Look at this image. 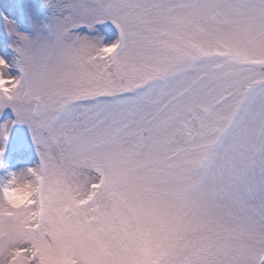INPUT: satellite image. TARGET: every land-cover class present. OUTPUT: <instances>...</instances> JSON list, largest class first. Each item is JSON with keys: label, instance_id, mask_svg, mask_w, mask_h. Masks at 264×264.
<instances>
[{"label": "snow or ice", "instance_id": "6c2138e0", "mask_svg": "<svg viewBox=\"0 0 264 264\" xmlns=\"http://www.w3.org/2000/svg\"><path fill=\"white\" fill-rule=\"evenodd\" d=\"M26 19L5 17L0 141L28 126L38 187L0 198V264H264V0H35Z\"/></svg>", "mask_w": 264, "mask_h": 264}, {"label": "rangeland", "instance_id": "374dc122", "mask_svg": "<svg viewBox=\"0 0 264 264\" xmlns=\"http://www.w3.org/2000/svg\"><path fill=\"white\" fill-rule=\"evenodd\" d=\"M35 0H0V56H3L9 64H13L15 53L12 49V38L9 37L5 22V17L13 20L20 30L28 31L29 22L26 19V9ZM97 33H88L87 29H81V34L103 35L107 40H114L117 36L114 26L98 25ZM11 74L17 75L15 68L11 69ZM16 116L10 107L0 110V125L8 121H15ZM0 147L4 149V154L0 157V177L6 178L9 171L22 168L34 167L38 163L36 146L32 140L31 132L26 124L14 123L7 139L0 141Z\"/></svg>", "mask_w": 264, "mask_h": 264}, {"label": "clouds", "instance_id": "9594fccd", "mask_svg": "<svg viewBox=\"0 0 264 264\" xmlns=\"http://www.w3.org/2000/svg\"><path fill=\"white\" fill-rule=\"evenodd\" d=\"M29 168L9 171L6 178L0 177V198L14 207L25 205L35 195L38 183L33 181Z\"/></svg>", "mask_w": 264, "mask_h": 264}]
</instances>
